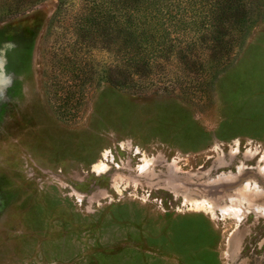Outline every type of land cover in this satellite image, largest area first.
Segmentation results:
<instances>
[{
  "label": "rangeland",
  "instance_id": "1",
  "mask_svg": "<svg viewBox=\"0 0 264 264\" xmlns=\"http://www.w3.org/2000/svg\"><path fill=\"white\" fill-rule=\"evenodd\" d=\"M141 3L0 0V264H264V0Z\"/></svg>",
  "mask_w": 264,
  "mask_h": 264
},
{
  "label": "trees",
  "instance_id": "2",
  "mask_svg": "<svg viewBox=\"0 0 264 264\" xmlns=\"http://www.w3.org/2000/svg\"><path fill=\"white\" fill-rule=\"evenodd\" d=\"M150 1L151 0H142L141 6H143V7L141 10H138L136 6H134L132 8V9H137V10H135L136 12L141 11L142 13H144V14L140 13V18H144V20L141 21L143 27L138 28L137 26L133 27L132 25L124 27V31H126L128 46L134 48V50L128 51L129 55L127 56V59L129 61H131L132 64H135V63L140 62L142 60V56H140L141 52L139 51V48L137 49V47H139L142 44L147 48H152L151 42H150V41H152V38L146 37V35L151 34V32L153 31V28H154L153 26H151L150 24H148L146 22L147 17L150 16V14L148 12V8L146 6H148ZM219 1L220 0H217V2H219ZM214 2H216V1H214ZM145 3L147 5H145ZM224 4H225V7H227L228 9H230L232 7V5L228 4L226 1L224 2ZM92 9L95 10V13L98 11L96 6H94V4H93ZM113 13H114L113 14V17H114L115 12H113ZM130 15H131V12H129V16ZM89 17L93 20L94 14H91ZM85 21L86 22L88 21L87 18ZM138 65L139 64H136V66H138Z\"/></svg>",
  "mask_w": 264,
  "mask_h": 264
},
{
  "label": "bare ground",
  "instance_id": "3",
  "mask_svg": "<svg viewBox=\"0 0 264 264\" xmlns=\"http://www.w3.org/2000/svg\"><path fill=\"white\" fill-rule=\"evenodd\" d=\"M99 172L103 169V164L101 163L100 165H96L95 167Z\"/></svg>",
  "mask_w": 264,
  "mask_h": 264
}]
</instances>
